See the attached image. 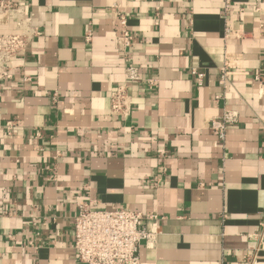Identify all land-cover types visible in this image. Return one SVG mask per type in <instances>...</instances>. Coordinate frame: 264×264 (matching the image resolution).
<instances>
[{"label":"crops","instance_id":"obj_1","mask_svg":"<svg viewBox=\"0 0 264 264\" xmlns=\"http://www.w3.org/2000/svg\"><path fill=\"white\" fill-rule=\"evenodd\" d=\"M13 1L38 33L0 82V264H81L90 201L158 215L136 264H247L255 249L264 264V0ZM112 5L130 16L129 58ZM129 63L131 111L113 115ZM225 109L238 120L220 138Z\"/></svg>","mask_w":264,"mask_h":264},{"label":"built area","instance_id":"obj_2","mask_svg":"<svg viewBox=\"0 0 264 264\" xmlns=\"http://www.w3.org/2000/svg\"><path fill=\"white\" fill-rule=\"evenodd\" d=\"M230 0H226L228 9ZM111 25L116 35L119 51L129 58V50L134 45L135 34L132 32L130 16L119 5H112L108 10ZM0 15H7L15 22L13 32L0 33V82L13 75L12 61L27 49L31 37L38 30L31 24V15L22 10L21 5L13 0H0ZM232 34V28L227 29ZM92 40L91 32L86 35V41ZM222 68V79L226 78V66ZM199 83H202L203 73L193 69ZM139 79V69L129 63L125 68V82L118 85L110 94L111 114L126 117L131 111L130 82ZM2 90L0 89V96ZM219 98V96H218ZM238 120L237 111L225 109L221 116L213 118L211 128L220 138L231 123ZM14 122L6 123L7 133L13 132ZM40 136L39 131L35 132ZM158 215H145L142 211L121 206L115 209L96 207L92 201L79 203L78 213L74 222V249L77 261L81 264H136L143 243H148L155 237L157 231L151 225L157 224ZM263 236H261L262 240ZM258 249L245 256L247 264H255Z\"/></svg>","mask_w":264,"mask_h":264}]
</instances>
